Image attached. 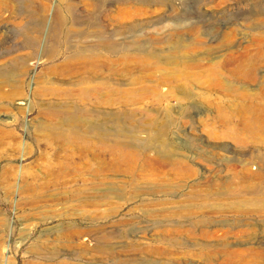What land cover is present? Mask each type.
Here are the masks:
<instances>
[{"label":"rangeland","instance_id":"obj_1","mask_svg":"<svg viewBox=\"0 0 264 264\" xmlns=\"http://www.w3.org/2000/svg\"><path fill=\"white\" fill-rule=\"evenodd\" d=\"M0 264H264V0H0Z\"/></svg>","mask_w":264,"mask_h":264}]
</instances>
